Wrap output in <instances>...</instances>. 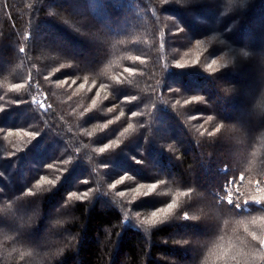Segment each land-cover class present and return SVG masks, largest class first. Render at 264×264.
<instances>
[{
  "label": "trees",
  "instance_id": "1",
  "mask_svg": "<svg viewBox=\"0 0 264 264\" xmlns=\"http://www.w3.org/2000/svg\"><path fill=\"white\" fill-rule=\"evenodd\" d=\"M257 187L264 0H0V264H264Z\"/></svg>",
  "mask_w": 264,
  "mask_h": 264
},
{
  "label": "snow or ice",
  "instance_id": "2",
  "mask_svg": "<svg viewBox=\"0 0 264 264\" xmlns=\"http://www.w3.org/2000/svg\"><path fill=\"white\" fill-rule=\"evenodd\" d=\"M19 51H20L21 53H23V52L25 51V49H24V48H20ZM244 54L247 55V53H244ZM212 64H215V61H213ZM212 64H209L208 67L211 68V67H212ZM125 71L130 72L131 69H125ZM73 83H75V81H73ZM14 87H22V85H15ZM79 87H80L81 89H83V88L85 87V85H84V84H80ZM105 87H106V85H104V84H101V85H100V88H101V89H103V88H105ZM99 95H100V93L97 92V96H99ZM92 103H93V105H95V104H96V100L93 99ZM217 131H219V129H217ZM24 134H25L26 136H31V135H33L32 133H28V132H26V133H24ZM104 150H105L104 148H101V149H100L101 152H103ZM137 162H139V161H137ZM41 183H42V184H52L53 181L42 178ZM118 183H119V181H118ZM113 187H115V185H113ZM141 187H143V185H141ZM155 188H156V185H155V184H150V185H148V191L145 192V193H143V195H144V196L149 195V194H150ZM137 191H139V189H137ZM257 191H258L259 193H261V195L258 196V197H252V202H254V203L257 204V205L264 204V188L257 187ZM120 195H123V193H120ZM227 202H228L229 204H233V200H232V198H231L230 195H229V198H228V201H227ZM245 203H248V202L246 201ZM235 206H236L237 208L240 207L239 204H236ZM174 207H175V202H173V203H169V204L167 205V207H165V208H161V209L159 210V213L156 212V211H153L152 214H151V217H150L148 220L144 221V223H147V224H155V223L157 222V218H158V215H159V214L167 215V214L170 212V210L173 209ZM187 218H188L187 215H185V219H187ZM252 223L255 224V220H253ZM245 231H248V229L245 228ZM249 235L251 236L252 240H254V241H258L259 246H260L261 249H264V236L258 237L254 232L249 233Z\"/></svg>",
  "mask_w": 264,
  "mask_h": 264
},
{
  "label": "rangeland",
  "instance_id": "3",
  "mask_svg": "<svg viewBox=\"0 0 264 264\" xmlns=\"http://www.w3.org/2000/svg\"><path fill=\"white\" fill-rule=\"evenodd\" d=\"M40 107H41L42 109H44V108H45V106H44L43 104H41V105H40Z\"/></svg>",
  "mask_w": 264,
  "mask_h": 264
}]
</instances>
